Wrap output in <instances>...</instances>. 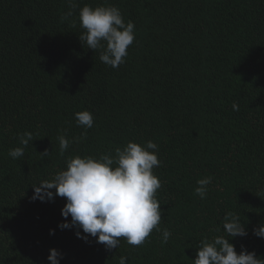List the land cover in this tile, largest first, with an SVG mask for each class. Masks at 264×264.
I'll return each instance as SVG.
<instances>
[{
    "label": "trees",
    "instance_id": "1",
    "mask_svg": "<svg viewBox=\"0 0 264 264\" xmlns=\"http://www.w3.org/2000/svg\"><path fill=\"white\" fill-rule=\"evenodd\" d=\"M135 24L126 62L112 68L80 35L79 11L105 0H0V264H194L200 241L225 235L231 211L248 235L230 240L237 253L264 257V0H106ZM233 102L239 106L232 109ZM94 114L86 140L75 113ZM33 133L24 155L19 135ZM69 147L60 153L58 137ZM158 144L154 173L162 187L161 242L153 230L136 247L111 251L77 228L61 229L66 198L32 200L33 186L66 169V161ZM46 155H42L44 152ZM211 176L206 199L197 180ZM55 192V189H52ZM219 228L220 231H216ZM50 230H55L54 235Z\"/></svg>",
    "mask_w": 264,
    "mask_h": 264
},
{
    "label": "clouds",
    "instance_id": "2",
    "mask_svg": "<svg viewBox=\"0 0 264 264\" xmlns=\"http://www.w3.org/2000/svg\"><path fill=\"white\" fill-rule=\"evenodd\" d=\"M70 11L61 17L66 20L72 10L78 7L76 0H68ZM80 26L85 30L80 40L88 49L100 50V61L112 68H119L126 62L129 47L136 39L135 24L125 22L119 7L104 4L92 7L83 6L79 11ZM232 109L239 110L236 102ZM77 126L84 132L75 137V143L86 140L88 129L94 126V114L88 110L75 113ZM61 155L68 149L70 141L61 135L58 137ZM19 147L9 150L13 159L24 155L25 148L33 142V133L19 135ZM158 144L152 140L141 145L129 141L122 149L102 154L98 159L93 156L79 155L66 161V169L54 175L51 180H43L33 186L32 200L53 201L56 196L66 198L62 209L65 219L71 216V222L59 225L63 230L75 226L77 237L87 240L83 233L97 238L96 242L105 245L109 251L116 249L121 239L129 245L139 247L147 242L153 230L161 233V242L168 243L171 231L161 230V203L157 191L162 187L160 178L154 169L161 166L158 158ZM48 152L42 153L46 155ZM212 177L197 180L195 194L206 199ZM55 189V192L52 191ZM225 235L215 236L211 240L200 241L194 264H264V257H257L255 251L246 249L237 253L231 239L248 235L245 224L231 211L222 220ZM216 231H220L219 228ZM55 230H50L54 235ZM253 234L264 238V223L253 229ZM228 237H231L229 239ZM51 264H60L63 254L57 249L50 250ZM119 264H128V257L121 255Z\"/></svg>",
    "mask_w": 264,
    "mask_h": 264
}]
</instances>
